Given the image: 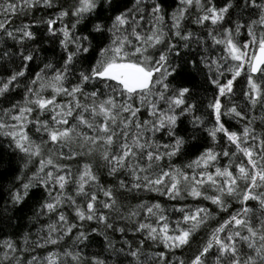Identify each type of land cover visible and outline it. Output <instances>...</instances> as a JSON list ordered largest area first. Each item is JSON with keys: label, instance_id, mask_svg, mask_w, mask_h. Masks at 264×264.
Instances as JSON below:
<instances>
[{"label": "snow or ice", "instance_id": "6c2138e0", "mask_svg": "<svg viewBox=\"0 0 264 264\" xmlns=\"http://www.w3.org/2000/svg\"><path fill=\"white\" fill-rule=\"evenodd\" d=\"M0 137V264H264V0H3Z\"/></svg>", "mask_w": 264, "mask_h": 264}, {"label": "trees", "instance_id": "16d2710c", "mask_svg": "<svg viewBox=\"0 0 264 264\" xmlns=\"http://www.w3.org/2000/svg\"><path fill=\"white\" fill-rule=\"evenodd\" d=\"M0 2H3V0H0ZM167 5L172 4V0H166ZM170 10V9H169ZM53 10H40L33 12L31 15H21L16 18H11L13 20V25H19L20 23H29L30 20H36L43 17L50 16L54 13ZM12 26V25H10ZM193 29L196 28L195 25H189ZM40 32L43 35V26L40 28ZM47 41V37H43ZM45 48L49 49V52H51V45L49 43H45ZM58 51V49H57ZM197 85H201L203 83L202 77L197 76L196 77ZM198 97L205 96L207 97V100L211 99V91L209 90L207 93H205L203 90H201L198 94ZM207 100L204 102L206 103ZM201 111H203V108H201ZM259 109H257L256 115L259 116ZM184 127L190 128L191 126L188 124L187 121L184 122ZM195 143V141L193 142ZM0 151H3L5 153L4 155V163L0 165V171H4L8 168V160L9 158H13V164L15 166V158L14 154L12 153L11 149L8 148L7 143L3 140L2 137H0ZM194 151V149H193ZM107 179V178H106ZM8 188H9V178L7 173L4 177L0 178V220H2V223H0V239H3L5 237H13V238H19L20 234L31 230L33 233H35L37 225H34L30 221V217L33 215V209L36 207L34 205L33 199H29L27 204L19 206V208L13 209L9 200L8 195ZM7 208L9 211L5 212L4 209ZM97 240L102 241L103 237H97ZM184 255L185 260H187L188 254H182Z\"/></svg>", "mask_w": 264, "mask_h": 264}]
</instances>
